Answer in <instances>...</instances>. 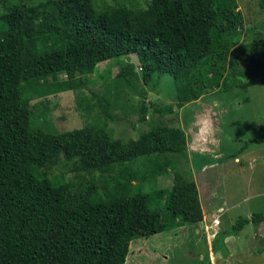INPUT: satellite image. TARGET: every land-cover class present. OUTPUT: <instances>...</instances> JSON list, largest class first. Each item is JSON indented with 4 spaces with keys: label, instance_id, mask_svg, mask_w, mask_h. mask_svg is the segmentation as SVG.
Instances as JSON below:
<instances>
[{
    "label": "trees",
    "instance_id": "1",
    "mask_svg": "<svg viewBox=\"0 0 264 264\" xmlns=\"http://www.w3.org/2000/svg\"><path fill=\"white\" fill-rule=\"evenodd\" d=\"M113 2L46 0L18 7L3 0L0 264H126L133 240L204 219L181 127L162 122L127 143L112 138L105 125L60 134L33 130V95L77 91L88 84L81 69L132 55L145 86L155 77L157 83L173 78L179 108L214 90L264 86V38L243 40L237 0ZM60 75L64 80L51 82ZM100 107L108 115L103 102ZM147 112L143 102L140 122ZM254 142L264 144V134ZM61 158L74 172L91 175L86 188L43 173ZM173 170L172 187L159 188L158 179ZM145 184L152 191L142 192ZM250 222L263 224L264 214L239 219L232 231L217 233L215 245Z\"/></svg>",
    "mask_w": 264,
    "mask_h": 264
},
{
    "label": "rangeland",
    "instance_id": "2",
    "mask_svg": "<svg viewBox=\"0 0 264 264\" xmlns=\"http://www.w3.org/2000/svg\"><path fill=\"white\" fill-rule=\"evenodd\" d=\"M9 1L21 7L46 0ZM104 1L114 4L113 0ZM237 3L244 17L243 40L264 38V0H237ZM3 7L0 0V14ZM79 73L87 78L88 84L77 91L33 95L30 103L33 130L60 134L91 124L105 125L112 138L127 143L162 122L178 125L186 134L189 167L202 195V222L191 225L187 231L182 227L133 240L126 264H199L197 260L206 256L209 259L205 264H264V223H248L240 233L230 236L227 244L223 237L215 245L217 235L214 236L217 219L222 224L219 228L225 232L232 231L241 218L251 220L254 215L264 214V144L252 143L264 134V86L214 90L179 108L173 78L164 76L157 83L155 77L145 86L136 55L104 61ZM64 78L53 77L51 82ZM100 102L105 104L108 115L103 113ZM143 102L148 122H140ZM168 106L173 107L170 113L160 112ZM197 152L203 153L202 157H194ZM206 160L208 164L202 166ZM43 173L77 190L84 184L86 188L85 181L92 178L74 172L72 163L63 158ZM173 179L174 170L160 177L157 186L170 188ZM139 187L145 193L153 189L151 184ZM207 192L212 196L210 200ZM198 229L201 233L197 237Z\"/></svg>",
    "mask_w": 264,
    "mask_h": 264
},
{
    "label": "crops",
    "instance_id": "3",
    "mask_svg": "<svg viewBox=\"0 0 264 264\" xmlns=\"http://www.w3.org/2000/svg\"><path fill=\"white\" fill-rule=\"evenodd\" d=\"M204 130H205V129H204ZM195 149H197V148H195ZM195 149H194V151H196ZM196 154H200L201 156L196 155ZM202 154H203V153H198V152H197V153H194V157H195V156H196V157H202ZM205 163L208 164V160H206L205 162H203L202 166H203ZM193 164H194V163H193ZM210 192H211V191H210ZM210 192H207V193L209 194V195H208V199H209V200H210L211 197H212V196H210ZM211 195H212V194H211ZM200 198L202 199V195H201V194H200ZM201 199H200V200H201ZM201 202H202V200H201ZM219 211H221V210H219ZM221 226H222V224H221L219 227H221ZM186 227H188V226H186ZM186 227H183V228H186ZM214 227H215V229L217 230V233L222 232V231H221L222 228H219L218 226H214ZM195 233L197 234L196 236L198 237V235L201 233V230L198 229ZM205 233H207L206 235H207L208 237H210L211 234L208 233V232H206V229H205ZM216 235H217V234L215 233L214 236H216ZM196 239H197V238H196ZM228 239H230V238L228 237L227 239H225V243H226V244H227V242H228ZM197 240H198V239H197ZM207 240H208V239H207ZM209 241H210V240H208V242H209ZM236 249H238V247H236Z\"/></svg>",
    "mask_w": 264,
    "mask_h": 264
},
{
    "label": "built area",
    "instance_id": "4",
    "mask_svg": "<svg viewBox=\"0 0 264 264\" xmlns=\"http://www.w3.org/2000/svg\"><path fill=\"white\" fill-rule=\"evenodd\" d=\"M221 225V221H219L218 219L214 221V226H220Z\"/></svg>",
    "mask_w": 264,
    "mask_h": 264
}]
</instances>
